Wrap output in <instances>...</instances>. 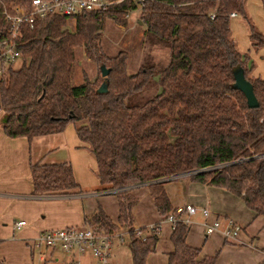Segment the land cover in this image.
I'll use <instances>...</instances> for the list:
<instances>
[{
  "label": "trees",
  "instance_id": "obj_1",
  "mask_svg": "<svg viewBox=\"0 0 264 264\" xmlns=\"http://www.w3.org/2000/svg\"><path fill=\"white\" fill-rule=\"evenodd\" d=\"M135 10L146 38L167 45L169 59L161 66L150 59L129 72L127 51L106 54L100 37L106 18L125 24ZM232 12L245 21L251 44L264 46V33L252 22L245 0H113L105 9L47 14L37 16L32 26H20V64L0 80L3 132L31 141L75 124L78 138L95 157L101 189L113 192L119 206L118 225L101 206L85 216L84 224L106 232L123 228L131 264H145L160 229L159 222L134 227V186L147 184L165 217L175 207L164 182L174 174L213 167L191 176L223 187L256 215H264V78L249 74L253 61L231 37ZM8 29L9 21L0 13V41ZM81 46L99 71L101 65L109 69L106 76L85 75L73 82ZM235 65L243 67L251 82L256 107H249L243 92L233 87ZM154 76L159 91L143 103H130ZM102 82L107 89L99 92ZM217 164H224L223 169L214 168ZM30 174L35 194L81 189L68 161L30 162ZM188 229L182 220L174 223L168 264H215L217 253L199 258V249L186 242Z\"/></svg>",
  "mask_w": 264,
  "mask_h": 264
},
{
  "label": "crops",
  "instance_id": "obj_2",
  "mask_svg": "<svg viewBox=\"0 0 264 264\" xmlns=\"http://www.w3.org/2000/svg\"><path fill=\"white\" fill-rule=\"evenodd\" d=\"M254 1L245 0L247 13L261 19L253 11ZM240 17L237 13L230 15L231 37L239 51L248 54L253 61L249 74L264 78V46L251 44L248 27ZM138 20L143 25L142 20ZM1 131L0 264H94L89 254L82 256L77 263L72 255L60 248L31 246L41 230L82 225L85 216L93 214L98 206L115 224H119L117 196L101 189L95 157L78 138L75 124L69 122L62 131L35 136L31 141L25 136L10 137L2 127ZM33 161H68L81 189L57 194L33 193L30 174V162ZM164 188L173 207L187 203L196 207V211L189 215L186 242L199 249V258L217 253L215 264H259L264 259V215H256L240 197L190 174L167 179ZM131 192L137 197L133 206L134 227L140 229L160 223L155 249L147 255L145 264H168V253L173 250L171 222L157 211L147 184L134 186ZM203 208L208 214L203 213ZM228 218L241 226L237 237L229 238L223 233L228 227ZM20 219L25 224L16 227L15 221ZM214 219L219 221V227L206 233L205 222ZM120 230L124 231L123 228ZM123 243L114 240L112 264H126Z\"/></svg>",
  "mask_w": 264,
  "mask_h": 264
},
{
  "label": "built area",
  "instance_id": "obj_3",
  "mask_svg": "<svg viewBox=\"0 0 264 264\" xmlns=\"http://www.w3.org/2000/svg\"><path fill=\"white\" fill-rule=\"evenodd\" d=\"M142 1V0H138ZM113 0H29L27 4L23 2H13L10 0H0V13L9 21V35L0 41V80L8 69L14 67L12 64L19 59L20 52L16 46V39L20 32V26L25 23L30 26L37 16L47 14L76 15L85 10H100L107 8ZM235 14L232 12L231 15ZM3 112L0 105V113ZM212 167H202L188 170L179 174H174L170 178L180 174H194ZM196 211L192 204H184L175 207V212H169L165 219L171 222L172 227L177 220H182L189 224V215ZM203 213L208 214V210L203 208ZM176 212L178 214H176ZM228 227L223 231L226 237H237L241 231L239 223L228 218ZM25 221L20 219L15 221V226L24 225ZM219 227V221L214 219L205 222V232L211 233ZM143 231L137 230L143 235ZM114 240L125 242L123 231H99L87 224L71 225L41 230L31 246L35 248L49 247L60 248L72 255L77 263L82 256L89 254L94 259V264H112L111 251Z\"/></svg>",
  "mask_w": 264,
  "mask_h": 264
},
{
  "label": "rangeland",
  "instance_id": "obj_4",
  "mask_svg": "<svg viewBox=\"0 0 264 264\" xmlns=\"http://www.w3.org/2000/svg\"><path fill=\"white\" fill-rule=\"evenodd\" d=\"M252 7L254 13H257V16H261V19H257L256 17L253 18L249 13L248 15L257 29L264 32L261 30V28L264 29V0H255ZM138 18V10L132 11L128 14L125 24H119L110 18H106L100 37L102 48L106 54L114 55L119 50L127 51V70L129 72L136 71L145 61L152 60L157 66H161L166 64L169 59L168 46L160 43H151V40L148 39V37L146 38V35L143 32V25H141ZM240 18L243 19L242 17ZM68 24L73 27L74 19H69ZM77 55L79 61L73 72L74 83L82 81L85 75L89 79H93L100 73L98 65L85 56L84 48L82 46L77 48ZM20 61V59H17L12 65L14 67L19 66ZM159 89L158 76H154L146 87L140 93L133 95L129 101L132 104L143 103L159 91ZM3 114V112L0 113V132H2L1 121ZM215 167L217 170H221L223 169L224 164H217L214 168ZM142 233L145 234V231ZM123 244L126 250V264H131V257L127 244L126 242Z\"/></svg>",
  "mask_w": 264,
  "mask_h": 264
},
{
  "label": "water",
  "instance_id": "obj_5",
  "mask_svg": "<svg viewBox=\"0 0 264 264\" xmlns=\"http://www.w3.org/2000/svg\"><path fill=\"white\" fill-rule=\"evenodd\" d=\"M108 71L109 69L105 66H100V73L102 76H106ZM232 72L234 77V81L232 84L233 87L243 92L246 97V103L249 107H256L258 105V100L254 94L251 82L244 75L243 67L241 65H235L232 68ZM106 89L107 87L105 82H102L98 87L99 92L105 91Z\"/></svg>",
  "mask_w": 264,
  "mask_h": 264
}]
</instances>
